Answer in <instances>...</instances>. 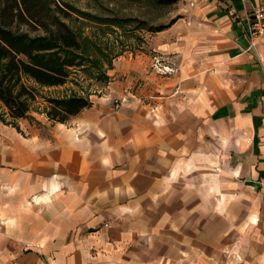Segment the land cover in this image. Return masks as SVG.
I'll list each match as a JSON object with an SVG mask.
<instances>
[{
  "label": "crops",
  "instance_id": "0c3cea01",
  "mask_svg": "<svg viewBox=\"0 0 264 264\" xmlns=\"http://www.w3.org/2000/svg\"><path fill=\"white\" fill-rule=\"evenodd\" d=\"M262 2L180 0L77 115L0 123V264H264Z\"/></svg>",
  "mask_w": 264,
  "mask_h": 264
},
{
  "label": "trees",
  "instance_id": "16d2710c",
  "mask_svg": "<svg viewBox=\"0 0 264 264\" xmlns=\"http://www.w3.org/2000/svg\"><path fill=\"white\" fill-rule=\"evenodd\" d=\"M75 14L99 23L112 21L117 27L135 21L92 15L65 0H0V103L9 119L27 114L36 98L35 85H62L71 68L82 66L83 40L68 23ZM164 27L159 24L149 30ZM45 101L46 115L56 122L68 121L91 103L86 96L74 94Z\"/></svg>",
  "mask_w": 264,
  "mask_h": 264
},
{
  "label": "rangeland",
  "instance_id": "374dc122",
  "mask_svg": "<svg viewBox=\"0 0 264 264\" xmlns=\"http://www.w3.org/2000/svg\"><path fill=\"white\" fill-rule=\"evenodd\" d=\"M80 11L99 17H130L135 21L124 27H117L114 22H96L90 17L72 15L68 23L83 40L85 59L82 66L70 69L65 83L67 87L56 89V86L35 85L36 98L30 102V109L38 110L48 97H69L71 95L88 94L96 91L107 82L106 69L114 57L129 46L140 41L149 27L169 22L175 18L180 0H65ZM138 28H133L137 27ZM64 83V84H65ZM72 84V85H71ZM63 85V84H62ZM58 86V85H57ZM51 87V88H50ZM83 96V95H81ZM47 105V104H46ZM45 106L43 109L45 110ZM5 108L0 103V123H9ZM14 122V121H13Z\"/></svg>",
  "mask_w": 264,
  "mask_h": 264
},
{
  "label": "built area",
  "instance_id": "2783aa9c",
  "mask_svg": "<svg viewBox=\"0 0 264 264\" xmlns=\"http://www.w3.org/2000/svg\"><path fill=\"white\" fill-rule=\"evenodd\" d=\"M245 35L248 39V50H255L260 37L264 35V2L253 7L246 15ZM126 97L114 99L112 102L118 104L126 101ZM181 264V263H177Z\"/></svg>",
  "mask_w": 264,
  "mask_h": 264
}]
</instances>
